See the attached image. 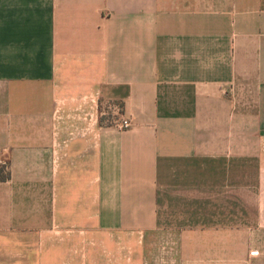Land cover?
Returning a JSON list of instances; mask_svg holds the SVG:
<instances>
[{
    "label": "crops",
    "instance_id": "crops-1",
    "mask_svg": "<svg viewBox=\"0 0 264 264\" xmlns=\"http://www.w3.org/2000/svg\"><path fill=\"white\" fill-rule=\"evenodd\" d=\"M0 162V264H264V0H0Z\"/></svg>",
    "mask_w": 264,
    "mask_h": 264
},
{
    "label": "rangeland",
    "instance_id": "rangeland-1",
    "mask_svg": "<svg viewBox=\"0 0 264 264\" xmlns=\"http://www.w3.org/2000/svg\"><path fill=\"white\" fill-rule=\"evenodd\" d=\"M100 106H101L100 107L101 113L103 114L101 116L103 118V120H102L103 125H107V124L109 125L111 123L120 122L122 120L121 115L119 113L118 105L113 104L110 106L109 104L102 102ZM166 206L167 205H165V207ZM171 216L173 217V214Z\"/></svg>",
    "mask_w": 264,
    "mask_h": 264
},
{
    "label": "trees",
    "instance_id": "trees-1",
    "mask_svg": "<svg viewBox=\"0 0 264 264\" xmlns=\"http://www.w3.org/2000/svg\"><path fill=\"white\" fill-rule=\"evenodd\" d=\"M119 107V113H122V105L121 104H116ZM103 118L101 117L99 119V123L103 124L102 121ZM7 179H9V170H8V163L7 162H0V182H4Z\"/></svg>",
    "mask_w": 264,
    "mask_h": 264
},
{
    "label": "built area",
    "instance_id": "built-area-1",
    "mask_svg": "<svg viewBox=\"0 0 264 264\" xmlns=\"http://www.w3.org/2000/svg\"><path fill=\"white\" fill-rule=\"evenodd\" d=\"M131 126V122L127 119H122L120 122L116 124V128L118 130H126Z\"/></svg>",
    "mask_w": 264,
    "mask_h": 264
}]
</instances>
